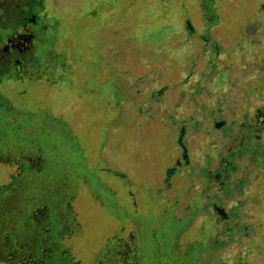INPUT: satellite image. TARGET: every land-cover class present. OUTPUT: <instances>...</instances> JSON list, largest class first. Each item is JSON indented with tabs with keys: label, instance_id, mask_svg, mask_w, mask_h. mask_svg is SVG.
Masks as SVG:
<instances>
[{
	"label": "rangeland",
	"instance_id": "374dc122",
	"mask_svg": "<svg viewBox=\"0 0 264 264\" xmlns=\"http://www.w3.org/2000/svg\"><path fill=\"white\" fill-rule=\"evenodd\" d=\"M23 1L0 0V264H264V202L238 201L262 175L264 0H33L10 57Z\"/></svg>",
	"mask_w": 264,
	"mask_h": 264
},
{
	"label": "trees",
	"instance_id": "16d2710c",
	"mask_svg": "<svg viewBox=\"0 0 264 264\" xmlns=\"http://www.w3.org/2000/svg\"><path fill=\"white\" fill-rule=\"evenodd\" d=\"M23 2H26L28 5H29V7L27 8H24V13H26V14H29V16L31 17V16H33L34 18V21L35 20H37L36 18V15H35V6H36V4L33 2V0H26V1H23ZM25 9H26V11H25ZM25 14V15H26ZM34 14V15H33ZM22 17V16H21ZM20 18V17H19ZM12 20H13V18H12ZM11 20V21H12ZM20 21H21V19H20ZM19 20H17V17H14V24L12 25V28H13V30H14V32H15V30L17 29V30H19L20 29V26H22V24H21V22H20ZM24 22V21H23ZM25 24H27L28 25V23H26V20H25V22H24ZM37 23L39 24V21H37ZM218 48V47H217ZM219 49V48H218ZM56 83H58V82H56ZM55 83V84H56ZM263 97H264V95H262ZM246 113L248 114V111L246 110L245 112H244V115H242L240 118L238 117V118H236V121H240V120H242L244 117H246ZM220 122V121H219ZM218 122V123H219ZM243 122V124H248L249 122H246V120H244V121H242ZM216 123L215 125H216V127H219L221 124L219 123ZM223 123H224V121H223ZM254 127L256 128V129H264V124H261L260 125V123H255V125H254ZM15 128V127H14ZM14 130V129H13ZM6 139V138H5ZM0 140L1 141H3L2 140V138H0ZM7 142V139L5 140V143ZM214 142V141H213ZM4 143V144H5ZM57 142H55L54 144H56ZM71 142H68V144L69 145H71L70 144ZM7 144V143H6ZM39 145L40 146V143H37V140H33L32 142H31V145L32 146H35V145ZM67 143H65V145H68ZM214 145H213V147H214V149H218L219 147H220V145L222 144L221 143V141L219 142V143H213ZM230 146H232V148H231V150L229 151V155L231 156V157H233V156H235V152L234 153H231L232 152V150H233V144H228V142H225V143H223L222 145H221V147H220V149H222V151L224 150V149H226V148H228V147H230ZM259 146V147H258ZM75 147H73V149H74ZM257 148H259V150L261 149V156H260V159H259V162H258V164H256L255 163V166L259 169V171H260V173H262V175H257V176H255V177H249V179H248V181H249V195L247 196V198H241V197H239V199H238V201H239V203L242 205V207L244 206V203H243V201L244 200H246V203H247V205L245 204V209H244V216H246V217H248V218H250V219H252V216H253V209H257L256 207H255V205H256V202L257 201H263L264 202V197H263V192H264V189L262 188V184H263V180H262V182H261V184H258L257 183V179L258 178H263L264 179V130H263V133H262V136H260V139L258 140V142H257ZM219 149V150H220ZM216 150H215V152H216ZM219 150H217V152L215 153L216 155H218V154H220V152H219ZM69 152L71 153V149H70V147H69ZM184 155H186V154H184ZM237 155V154H236ZM239 156V155H238ZM238 158H240V156L238 157ZM242 160V159H241ZM242 161H244V160H242ZM216 163V161H214L213 162V164H215ZM185 164H186V166L187 165H189V162H188V159H186V162H185ZM212 164V163H211ZM229 164H230V162L227 164V166L229 167ZM181 163L179 162L178 163V168L179 167H181ZM183 166V165H182ZM173 172H175V170L174 171H172V169H170L169 170V172H168V174H169V178H171L172 177V175L174 174ZM173 173V174H172ZM221 173V174H220ZM168 177V176H167ZM169 178H168V181H169ZM233 183H236V181H234V179H233V181H231V176L229 175V174H225V173H222V172H219V173H216V175L215 176H210L209 174H207L206 175V183H205V185H206V190L208 189V188H215L217 191H216V193H215V195H214V197H215V200L216 201H218L219 200V202L221 203V206L220 205H216L215 204V202H214V204H213V206L212 207H210V211H209V213L210 214H213L214 215V217L216 218V217H218L219 215H221V216H219L220 218H219V222L221 223L222 221H224L225 219H227L228 218V215H226V213H225V209L223 208V207H227V208H229V209H231V208H233L235 205H236V203H235V201L237 200V199H235V197H233V196H229L228 198H225V199H222L223 198V196H222V192L228 187L229 189H232L233 187H232V185L231 184H233ZM168 187H170V184L168 185ZM232 191V190H231ZM251 195H252V197L254 198L253 200L254 201H256V202H253V205H251L250 204V202H248V200L249 199H251ZM255 196H256V198H255ZM257 196H260V198H257ZM228 204H233L231 207H229V205ZM220 206V207H219ZM260 207V206H259ZM209 213H208V215H209ZM208 215H206V217L205 218H203V224H202V226L204 225V221H205V219L208 217ZM218 215V216H217ZM222 217H225V218H222ZM201 227V226H200Z\"/></svg>",
	"mask_w": 264,
	"mask_h": 264
},
{
	"label": "flooded vegetation",
	"instance_id": "af4514ba",
	"mask_svg": "<svg viewBox=\"0 0 264 264\" xmlns=\"http://www.w3.org/2000/svg\"><path fill=\"white\" fill-rule=\"evenodd\" d=\"M25 11H26V9H25ZM25 14L26 13H24L21 18H19L21 14H18V17L16 15H13V16H10V17L7 16V19H12V18L14 19V17H17V20L21 19V21L20 20L19 21L22 24V26H20L19 30H17V29L15 30V33L17 32V38H15V34H13V38L5 39V42H4V45L6 47L5 54L8 55V56L10 55V57H11V53L12 52H16V50H19L18 52L20 54H23V53L27 54L29 50L31 51L30 48L32 47V42L31 41L33 40V35L30 32L28 27H30L29 24H32V23L36 24L37 20L34 21V19H33L34 17L33 16L30 17L29 14H26V15ZM25 20H26V23H28V25L24 23ZM9 44H10V46H9ZM8 56H6L7 59H8ZM23 166H24V164L22 166H18L17 170L30 174V172L32 170L31 164H30V171L29 172H27L26 170H22L21 168Z\"/></svg>",
	"mask_w": 264,
	"mask_h": 264
},
{
	"label": "water",
	"instance_id": "95a60500",
	"mask_svg": "<svg viewBox=\"0 0 264 264\" xmlns=\"http://www.w3.org/2000/svg\"><path fill=\"white\" fill-rule=\"evenodd\" d=\"M184 158L186 157V155L183 156ZM22 170H26L27 172L30 171V163L29 162H25L24 166L21 168ZM168 178H169V174H168Z\"/></svg>",
	"mask_w": 264,
	"mask_h": 264
}]
</instances>
